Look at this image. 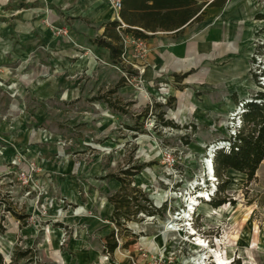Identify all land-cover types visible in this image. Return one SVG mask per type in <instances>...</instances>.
I'll list each match as a JSON object with an SVG mask.
<instances>
[{
	"label": "rangeland",
	"instance_id": "rangeland-1",
	"mask_svg": "<svg viewBox=\"0 0 264 264\" xmlns=\"http://www.w3.org/2000/svg\"><path fill=\"white\" fill-rule=\"evenodd\" d=\"M26 3L0 0L2 264H195L203 254L196 239H207L232 264H251L249 249L264 254V160L251 181L225 172L209 183L205 167L209 145L227 141L240 97L264 92V0H227L204 8L200 23L146 32L140 42L121 33L116 61L95 43L103 30H43L30 11L22 20V10L35 8ZM242 8L250 42L231 54L227 49L247 35ZM206 33L216 35L221 57L164 70L170 56L185 58ZM200 45V53L215 54ZM230 66V78L247 72L225 87L200 75ZM219 152L225 150L215 157ZM214 187V200L226 199L224 205L197 204L192 225L190 216L181 219L197 192ZM123 198L128 206L115 215ZM137 205L155 214L135 213Z\"/></svg>",
	"mask_w": 264,
	"mask_h": 264
},
{
	"label": "trees",
	"instance_id": "trees-1",
	"mask_svg": "<svg viewBox=\"0 0 264 264\" xmlns=\"http://www.w3.org/2000/svg\"><path fill=\"white\" fill-rule=\"evenodd\" d=\"M209 1L211 0H122V8L119 12L120 21L107 23L102 37L95 43L99 47L108 49L111 60L116 61L122 55L121 33L124 36L130 34L136 39H146L147 35L144 34L146 32H179L178 30L189 22L199 23L201 21L204 15L201 12L203 7H222L227 0H213L211 3ZM259 18L264 19V15H259ZM125 25L126 27H123ZM120 40L121 45L118 46ZM246 107L247 111L243 115V121L249 128L236 137L229 153L219 152L216 155L214 173L218 176L228 170H233L251 181L264 160V92H259ZM222 189L223 186L220 187V190ZM116 202L119 207L114 208L115 215L120 208L128 206L126 198ZM225 203L226 199H212L209 204L218 208ZM137 212H145L152 216L155 214V211L138 205L135 213ZM113 249L114 246L110 248V252ZM0 264H2L1 257Z\"/></svg>",
	"mask_w": 264,
	"mask_h": 264
},
{
	"label": "crops",
	"instance_id": "crops-1",
	"mask_svg": "<svg viewBox=\"0 0 264 264\" xmlns=\"http://www.w3.org/2000/svg\"><path fill=\"white\" fill-rule=\"evenodd\" d=\"M212 1L213 0L209 1V3H211ZM25 2H30V3H26V4H33L35 6V8L29 9V10L27 9L25 12H24V10H22L23 13H25V15L24 14L22 15V16H24V17H22V20H24L26 22L28 21V17L30 16V15H28V12L30 11L32 14H36V16H39L38 17V19H39L38 24H40V25H38V26H41V28L43 30H45L47 28V27H44L45 25L48 26L50 24V25H52V27L61 28V30L67 29V32H71L72 29L77 28V29H81L87 35H92L94 33V29H97L98 34L102 30L104 32L105 25L107 23L113 22L112 20H114V13H113L110 5L105 0H25ZM246 2L250 3V1L249 2L246 1ZM204 8L211 9V8H220V7H203L201 12H203L204 15H202V17L205 16V11H204L205 9ZM242 11L243 12H240V16L238 17V19L241 22H243L244 24H246L247 35L244 36V40L238 48H233L230 46L227 49V51H229V53H231V54L241 53L244 45L247 42H250L249 38H247L250 34V31H251L250 17L247 15V12L244 9ZM192 23H194V22H192ZM192 23L189 22L187 25L183 26L178 31L184 30L185 28H187ZM102 25H104L103 28H101ZM255 26H256V24L254 25L253 33L256 30L255 28H257ZM123 27H126V25ZM103 32H102V35H103ZM174 32L176 33L177 31H170V32L156 31L155 33H151V32H148V33L150 36H154L155 34H170V33H174ZM102 35H101V37H102ZM206 35H207V38H204L202 36V38L198 39L199 40L198 41L199 46H197L196 48H194V47L189 48L190 52H192V53L189 52L188 55L185 56V58H182V59L177 58L176 59L173 55L170 56L165 61L164 65H163L164 70H167L168 67H171L176 72H181L183 69H186L187 67L198 66V65H201L202 63L205 64V62L209 59L221 57L222 53H220L218 51V45L216 44L217 43L216 42L217 41L216 35L213 33H206ZM127 36L132 37L130 34H128ZM204 36H205V34H204ZM79 37H81V36L79 35ZM202 42L208 43V46H210V48L213 49L215 54L210 56V55H205V54L200 53V49L203 47V45H200V44H202ZM100 51H101L100 54H103L104 56L110 55L109 50L106 48L100 49ZM184 52H185L184 49L178 50V53L183 54ZM244 54L246 55L247 53L240 54L242 56V58H243ZM240 55L237 57L238 59L241 58ZM238 71L239 72H237L236 78H230L232 76L231 66L229 68H227V70H225L224 72L223 71L222 72L214 71V70L208 69V67H207V68H203L201 70L200 75L203 76L205 78V80L208 82L222 83L225 87V85L230 84L232 80L238 79L239 77H242L244 74H246L247 69L245 67H243L240 70L238 69ZM162 72H164V71H162ZM149 73H151V72L149 70H147V74H149ZM247 77L246 76L243 77L245 82H246L245 88L247 87L248 83L250 84V82H248V80H247L248 79ZM225 90H226V88H225ZM227 92L230 93V91H227ZM225 97H228V96H225ZM243 98H245V97H243ZM243 98L240 97V99H243ZM235 106L236 105H234V107ZM233 173L244 176L243 174L237 173L233 170H228L226 174L231 176ZM252 212L253 211H250L248 213V215L251 216ZM254 237L255 236H253V234H252L251 235V241H253L252 239ZM248 254L252 255V257L254 259V260L251 258L247 259L250 261L251 264H264V258L261 257V255H264L263 250H258V251H256V253H254V251H252V249H249Z\"/></svg>",
	"mask_w": 264,
	"mask_h": 264
},
{
	"label": "built area",
	"instance_id": "built-area-1",
	"mask_svg": "<svg viewBox=\"0 0 264 264\" xmlns=\"http://www.w3.org/2000/svg\"><path fill=\"white\" fill-rule=\"evenodd\" d=\"M106 2L110 5L112 11L116 14V17H117L118 21H120V19H119V12H120V10L122 8V0H106ZM61 31H62V33L65 36L67 35V32L66 31H63V30H61ZM135 40H137L138 42L141 41V39H135ZM122 43H123V46H124V39H123V37H122ZM262 85L264 86V84H262ZM250 101H251V99L243 98V99H240V101L236 104L235 111L234 112H231L230 118H229V123L225 127L226 130L228 129L227 141H225L224 144H221L222 142H220V141L214 143V144H217L216 146H219V147L223 146L222 149L217 150V151L225 150L226 153H229L230 152L233 141L236 139V137L244 129V125L245 124H244V121H243V115L246 113V111H247V107L246 106H247V104ZM214 144L209 145L208 149L210 147H212ZM217 151H214V156L212 158V165H213L212 170H213V172H212V177L211 178L208 177L209 180H210L209 183L216 182L215 181L216 180L215 173H214V171H215L214 170V158H215V154H216ZM171 160H172V158H170V156L168 155L167 156V161L170 162ZM22 176L24 177V179H26V176L24 174H22ZM213 186H214V184H213ZM216 186H218V185H216ZM217 189H218V187H216V188L214 187L213 189L210 188L209 191H206L205 192V194L207 195V198L206 197H203V199H202V198L199 197V198H197L196 202L198 204H202V203L209 204L210 201L212 199H214ZM198 194H199V192H197L195 194V196H197ZM177 214L178 213H176V215ZM193 215H194V213H192V215L188 219V222H191V223H187V224L192 225ZM189 236L192 237V235H189ZM205 242H206L207 245H209V241L207 239H205ZM212 247L214 248L215 246H212ZM232 260H234V259H232ZM232 260H231V262H233Z\"/></svg>",
	"mask_w": 264,
	"mask_h": 264
},
{
	"label": "bare ground",
	"instance_id": "bare-ground-1",
	"mask_svg": "<svg viewBox=\"0 0 264 264\" xmlns=\"http://www.w3.org/2000/svg\"><path fill=\"white\" fill-rule=\"evenodd\" d=\"M234 111H235V107H234ZM234 111H232V112H234ZM221 144H224V141ZM216 145L217 144H214L212 147L209 148L210 151H211L210 154L208 155L210 160L206 159V162H205V167H206V171H207V174H208L207 176L208 177H211L212 176V172H213V170H212V158L214 156V151L220 150L223 147V146L219 147V146H216ZM197 196L202 198V199H203V197L207 198V195L204 194V193H201V192ZM197 204L198 203L194 199V200H191V202L188 204V207H187V205H185L184 207H185V209H187V211L184 213V215L182 216L181 219H188V217L192 215V211H194L195 208L197 207ZM174 220L178 221L180 219L176 218ZM194 234L195 233L193 232L190 235H194ZM194 236H196V234ZM196 241H197V243H194L195 249L196 250L201 249V252H203V254L198 259V261L195 262V264H206L205 262L207 260L211 259V258L213 259V261H212L213 264H229L230 263L228 261V259L222 257L221 254L218 251H212L211 247H210L211 249H209V246L207 244H205L203 241H201L200 239H196ZM198 252L199 251H195V253H198Z\"/></svg>",
	"mask_w": 264,
	"mask_h": 264
},
{
	"label": "clouds",
	"instance_id": "clouds-1",
	"mask_svg": "<svg viewBox=\"0 0 264 264\" xmlns=\"http://www.w3.org/2000/svg\"><path fill=\"white\" fill-rule=\"evenodd\" d=\"M231 263H232V262H231ZM231 263H230V264H231Z\"/></svg>",
	"mask_w": 264,
	"mask_h": 264
}]
</instances>
